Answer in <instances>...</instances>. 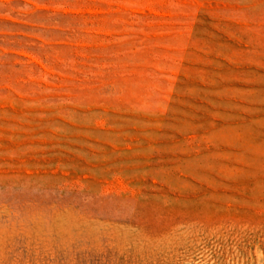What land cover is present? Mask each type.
<instances>
[{
  "label": "rangeland",
  "instance_id": "374dc122",
  "mask_svg": "<svg viewBox=\"0 0 264 264\" xmlns=\"http://www.w3.org/2000/svg\"><path fill=\"white\" fill-rule=\"evenodd\" d=\"M0 264H264V0H0Z\"/></svg>",
  "mask_w": 264,
  "mask_h": 264
}]
</instances>
